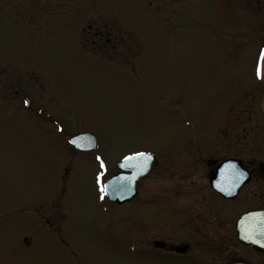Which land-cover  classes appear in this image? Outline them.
I'll return each instance as SVG.
<instances>
[{
	"label": "rangeland",
	"instance_id": "obj_1",
	"mask_svg": "<svg viewBox=\"0 0 264 264\" xmlns=\"http://www.w3.org/2000/svg\"><path fill=\"white\" fill-rule=\"evenodd\" d=\"M262 49L264 0H0V75L16 87L0 93V264H183L147 243L151 205L178 204L169 173L240 154L243 136L264 159ZM81 132L98 150L72 148ZM138 151L160 180L101 199L98 173Z\"/></svg>",
	"mask_w": 264,
	"mask_h": 264
},
{
	"label": "flooded vegetation",
	"instance_id": "obj_2",
	"mask_svg": "<svg viewBox=\"0 0 264 264\" xmlns=\"http://www.w3.org/2000/svg\"><path fill=\"white\" fill-rule=\"evenodd\" d=\"M96 35L104 36L100 29ZM111 43L108 37L104 46ZM0 79V93L16 92L15 83L6 75H0ZM24 104L30 105L27 98ZM188 140L192 139L180 145L182 151L187 148ZM217 143H230L229 136ZM243 144L245 150L240 154L221 152L220 148L216 157H202L204 153L196 146L194 153L203 159L195 162L200 166L182 167L169 173L174 176L167 180L166 187L177 184L173 197L178 204H161L157 208L149 204L153 209L151 240L147 243L156 256L183 264H264V237H258L263 250L240 237L241 217L250 211H264V159L250 150L248 135L243 136ZM156 159L149 172L138 180L137 194L129 202L136 201L142 180H160L153 177ZM227 160L233 161L224 166ZM259 215V219L249 220L245 228L255 227L264 218V212Z\"/></svg>",
	"mask_w": 264,
	"mask_h": 264
},
{
	"label": "water",
	"instance_id": "obj_3",
	"mask_svg": "<svg viewBox=\"0 0 264 264\" xmlns=\"http://www.w3.org/2000/svg\"><path fill=\"white\" fill-rule=\"evenodd\" d=\"M71 141L72 142L75 141L74 144H76L78 147H80V149H83V150H90V149L97 148L96 138L92 134H88V133L78 134L74 136L71 139ZM232 161L233 160L226 162L224 166L229 165V163H231ZM152 162H153V156L150 155V159L146 161V168L143 171H141L140 168L122 167L121 166L123 163L122 162L119 165L120 168H122L124 171H129L130 173L116 174L107 182V185H109L108 190H107V194L109 198L113 201H117L118 203H123L125 201L132 199L137 193L136 183L138 179L142 176H145L149 172ZM122 176H126L129 179L119 181V184H118L115 178L122 177ZM259 214H261V212L254 211V212L247 213L246 215H244L242 219L240 220L239 229L241 231L240 237L242 238V240H244L247 244L253 245L257 249H262V246L260 244L253 242V240L245 239L243 237V229L241 227L242 222L245 227L246 223L249 220L253 221L254 218L259 219V216H260Z\"/></svg>",
	"mask_w": 264,
	"mask_h": 264
},
{
	"label": "snow or ice",
	"instance_id": "obj_4",
	"mask_svg": "<svg viewBox=\"0 0 264 264\" xmlns=\"http://www.w3.org/2000/svg\"><path fill=\"white\" fill-rule=\"evenodd\" d=\"M260 61H261V65H264V49H262L260 52ZM257 75L258 77L264 79V75L261 74L259 68L257 70ZM73 143H75V141H73ZM148 159H150V154L147 152H141V151L133 152L129 155H126L123 158V163L121 166L126 168H140L141 171H143L146 168V161ZM97 160L100 162L101 169H104L106 171V166L104 164L103 159L98 156ZM103 175H104V171H101L100 173H98L96 177L97 184L99 185L100 188L101 199L104 198L109 187V185L104 184L102 182ZM115 179L119 184V181L127 180L129 178L126 176H122V177H117ZM241 227L243 229V237L245 239L255 240L257 243H260V239H258V237H264V218H262L260 222H257L255 227L245 228L243 222L241 223Z\"/></svg>",
	"mask_w": 264,
	"mask_h": 264
}]
</instances>
